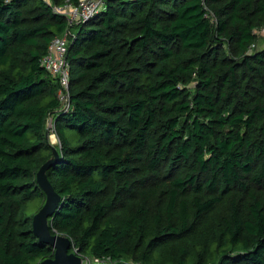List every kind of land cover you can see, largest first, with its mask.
<instances>
[{
    "label": "trees",
    "instance_id": "16d2710c",
    "mask_svg": "<svg viewBox=\"0 0 264 264\" xmlns=\"http://www.w3.org/2000/svg\"><path fill=\"white\" fill-rule=\"evenodd\" d=\"M106 3L69 26L43 0H0V264L54 256L25 213L46 201L50 119L49 226L83 260L264 264V0ZM62 35L64 104L41 66Z\"/></svg>",
    "mask_w": 264,
    "mask_h": 264
},
{
    "label": "built area",
    "instance_id": "2783aa9c",
    "mask_svg": "<svg viewBox=\"0 0 264 264\" xmlns=\"http://www.w3.org/2000/svg\"><path fill=\"white\" fill-rule=\"evenodd\" d=\"M52 5L56 14L66 17L69 26L87 22L97 13L106 9V0H79L78 5L75 6L69 2L61 5L53 4L52 0H43ZM68 45L69 40L67 35L57 37L51 43L46 56L41 60V66L45 71L49 72L55 77L60 86L58 96L60 101L64 104L67 101V93L69 87V63H68ZM89 264V263H83ZM94 264H101L99 260H95Z\"/></svg>",
    "mask_w": 264,
    "mask_h": 264
},
{
    "label": "water",
    "instance_id": "95a60500",
    "mask_svg": "<svg viewBox=\"0 0 264 264\" xmlns=\"http://www.w3.org/2000/svg\"><path fill=\"white\" fill-rule=\"evenodd\" d=\"M59 159V154L54 148L53 158L48 160L37 173V181L46 195V201L41 210L33 216V233L40 243L49 245L55 251L51 259H47L40 264H83L84 260L78 255L70 238L53 234L49 226L50 218L58 210L61 197L54 190L46 174L52 166L59 162Z\"/></svg>",
    "mask_w": 264,
    "mask_h": 264
},
{
    "label": "rangeland",
    "instance_id": "374dc122",
    "mask_svg": "<svg viewBox=\"0 0 264 264\" xmlns=\"http://www.w3.org/2000/svg\"><path fill=\"white\" fill-rule=\"evenodd\" d=\"M262 33L264 34V31ZM261 37H263V38L260 39L259 46H258L259 48H263V46H264V35H262ZM47 123H48L47 130H48L49 140H50L52 146L56 150H58L57 148L59 147L60 144H59V140L57 139L55 133L53 132L54 127H53L52 120L50 119ZM40 203H41L40 200L34 199L26 205L25 213L29 218H32L39 211ZM94 261H95V259L93 260L91 258L84 259V263L86 262L89 264H94Z\"/></svg>",
    "mask_w": 264,
    "mask_h": 264
}]
</instances>
